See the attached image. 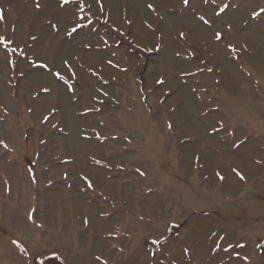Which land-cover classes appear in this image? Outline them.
I'll list each match as a JSON object with an SVG mask.
<instances>
[{"label": "rangeland", "instance_id": "1", "mask_svg": "<svg viewBox=\"0 0 264 264\" xmlns=\"http://www.w3.org/2000/svg\"><path fill=\"white\" fill-rule=\"evenodd\" d=\"M235 5L0 0V264H94V205L116 263L264 264V53L234 41L264 11Z\"/></svg>", "mask_w": 264, "mask_h": 264}, {"label": "crops", "instance_id": "2", "mask_svg": "<svg viewBox=\"0 0 264 264\" xmlns=\"http://www.w3.org/2000/svg\"><path fill=\"white\" fill-rule=\"evenodd\" d=\"M243 1H244V4H245V8L249 9L250 15L256 14L258 11L264 10V0H236L235 7L236 8L238 7L239 10L242 9V6L241 7H239V6L242 5ZM238 13L239 14H243V10L240 11V12L238 11ZM238 20H239L238 18H235V24H236L234 26L235 35H236L235 39H234L235 44L236 45L239 44L243 48V47H245V46H243L244 41H245L246 47H248V50H249V52L252 55L253 54L254 55H256V54L257 55H263V53H264V35L260 34V37H258L256 32H253V30L247 32L245 35L241 34V31L244 28L243 27H240V28L238 27V26H240L238 24L239 23ZM251 29H254V27L251 26ZM259 29H263L264 30V23L261 26V28L259 27ZM257 38H260V39H257ZM242 50L246 51V48H243ZM254 148L258 151V146L257 145H255ZM251 149L253 151V145H252ZM224 165H226V160H225ZM231 166H232V164H231ZM239 167L241 168L240 171H244L246 169L243 165H239ZM254 168H257V166H255ZM251 173H253V171ZM255 173H257V171ZM219 174L220 173H218L217 170H215V175H216V178H218V179L220 178ZM230 176L233 177L235 175L234 174H230V173L229 174H224V177L227 180H228V178H230ZM226 183H227V181L224 180V185H226ZM228 194L229 193H227V191L224 193L223 198H221L222 201L219 204L220 206H218L219 209L220 210H222L224 208L226 210L228 209L229 210V214L227 215V213L226 214L224 213L227 217L234 218L236 220L238 218H241L240 222L243 223V219H242L241 216H242V214L245 213V207H243L242 203L237 205L238 202L229 201L228 198L230 196H232V195H228ZM230 194H232V192ZM239 196H241V192H240ZM208 205H209V207L207 209H203L204 208V204L202 203V207H201L202 210L212 211V210H215L216 207H217V205L214 206V207L212 205H210V204H208ZM253 205L255 206L254 207V211H255V215L257 216L258 215V211H259V206L257 205V201ZM253 205L251 204L252 208H253ZM187 208L190 209V213L194 212V206H191V205L188 204ZM199 208L198 209L195 208V209L200 211ZM256 220H258V217H257ZM89 227H90V225L88 224V229H89ZM83 228H85V226L82 224V226H80V230H82ZM114 229H115L114 219H112V218H104V217L101 218L98 215L96 207L94 205V264H121L120 262H117V263L115 262V254L113 252L114 251V237H115L114 236L115 235ZM128 232L130 233V231H128ZM90 234H91V232L88 233V237L91 238V235L93 233L91 235ZM132 234H133L132 235L133 238H136V237H138L140 235V232L139 231H134V232H132ZM83 237H84V235L80 234L79 238L82 239ZM23 242L26 245H28V246L30 245V243H29L30 241H27V239H25ZM41 243L44 244L43 241ZM74 246L78 247V250L81 249L80 256H77V263L76 264H91V262L88 260V257L86 256V254H88L89 252H92L93 249H90V247H88V248L87 247L80 248V246H78L76 244H74ZM78 250H76L75 252L78 253L79 252ZM128 251L129 252L122 251L121 254L123 255V258H124L125 255H129L131 253L130 250H128ZM71 256H72L71 254L64 256L65 259H66V264H72Z\"/></svg>", "mask_w": 264, "mask_h": 264}, {"label": "trees", "instance_id": "3", "mask_svg": "<svg viewBox=\"0 0 264 264\" xmlns=\"http://www.w3.org/2000/svg\"><path fill=\"white\" fill-rule=\"evenodd\" d=\"M177 231H178V226L172 225L169 229V235L166 239L171 238L173 235L176 234ZM149 247H150V249L153 250L154 253L158 252V245L157 244L150 242ZM260 250L264 256V241L260 242ZM40 260L44 261V264H65V260L57 254L45 255Z\"/></svg>", "mask_w": 264, "mask_h": 264}, {"label": "snow or ice", "instance_id": "4", "mask_svg": "<svg viewBox=\"0 0 264 264\" xmlns=\"http://www.w3.org/2000/svg\"><path fill=\"white\" fill-rule=\"evenodd\" d=\"M70 2H71V0H63V4H64V5H67V4H69ZM183 2H184L185 5H188V4H189V0H183ZM204 3H208V0H204ZM149 7H151V5H149ZM227 7H228V6L225 5V8H227ZM225 8H221V9H220V12H223V11L225 10ZM80 10L83 11V8L81 7ZM261 11H264V10H261ZM219 14H220V13L218 12L217 15H219ZM2 18H3V16H2V12H0V19H2ZM81 19H83V17H81ZM200 19L203 20L204 23H206V24L209 23V21L205 20L204 17H200ZM82 26H83V25L77 23L76 26L72 28V30H71L72 33H75V32L77 31V29L80 28V27H82ZM221 38H222V37H221V34H220V33H217V34H216V39L219 40V39H221ZM0 42H3V38H0ZM40 67H46V65H40ZM56 75H57L58 78H61V79H62V77H60V74H59V73H56ZM161 83H162V81H161ZM89 186H91V185H89ZM39 264H44V261L41 260V261L39 262Z\"/></svg>", "mask_w": 264, "mask_h": 264}]
</instances>
